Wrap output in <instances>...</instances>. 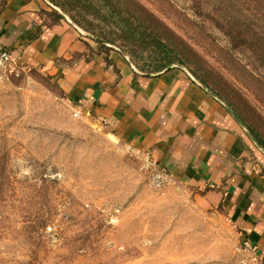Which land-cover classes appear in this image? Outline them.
<instances>
[{
	"label": "rangeland",
	"instance_id": "374dc122",
	"mask_svg": "<svg viewBox=\"0 0 264 264\" xmlns=\"http://www.w3.org/2000/svg\"><path fill=\"white\" fill-rule=\"evenodd\" d=\"M46 1L49 23L110 39L142 73L168 56L116 20L108 3L59 0L65 12ZM135 1L169 30L157 29L183 64L171 65L223 97L264 144V70L188 0ZM150 168L70 115L46 72H0V264H242L243 242L221 211L202 210L168 179L152 183Z\"/></svg>",
	"mask_w": 264,
	"mask_h": 264
},
{
	"label": "crops",
	"instance_id": "0c3cea01",
	"mask_svg": "<svg viewBox=\"0 0 264 264\" xmlns=\"http://www.w3.org/2000/svg\"><path fill=\"white\" fill-rule=\"evenodd\" d=\"M49 11L46 0H0V46L53 77L70 115L159 168L202 210L221 211L264 262V154L228 106L186 70L144 76L70 23H49Z\"/></svg>",
	"mask_w": 264,
	"mask_h": 264
},
{
	"label": "trees",
	"instance_id": "16d2710c",
	"mask_svg": "<svg viewBox=\"0 0 264 264\" xmlns=\"http://www.w3.org/2000/svg\"><path fill=\"white\" fill-rule=\"evenodd\" d=\"M51 5L64 10V3L59 0H48ZM108 3L112 8L113 16L120 23L130 26L132 34L142 35V39L151 40V48H159L167 51L168 56L162 58L164 63H157L149 68L148 73H157L164 67L171 64H180L181 61L174 59V51L158 36V30L169 33V30L161 23L157 22L153 15L145 10L135 0H101ZM190 7L199 17L208 21L218 29L228 40L231 48L236 51L246 53L251 58L257 68L264 70V0H188ZM59 15L56 14V18ZM55 23V22H54ZM96 36V35H95ZM98 37V36H97ZM105 40L103 37H100ZM107 43L115 44L107 38ZM99 51L111 52L110 49L96 44ZM116 45V44H115ZM126 55L129 53L122 46H118ZM127 55V56H128ZM132 65L139 71H143L140 66H136L129 56ZM144 72V71H143ZM207 87V86H206ZM213 94L221 99L234 114L244 124L248 132L264 149V144L259 140L252 129L246 124L240 114L218 93L207 87Z\"/></svg>",
	"mask_w": 264,
	"mask_h": 264
},
{
	"label": "built area",
	"instance_id": "2783aa9c",
	"mask_svg": "<svg viewBox=\"0 0 264 264\" xmlns=\"http://www.w3.org/2000/svg\"><path fill=\"white\" fill-rule=\"evenodd\" d=\"M21 67L17 60L12 56L11 52L7 47L0 46V72L4 73L8 69ZM152 183L160 185L167 181L166 174L161 171L156 166L150 168L149 175ZM240 253L242 255V264H264V262L259 257L257 249L250 243H242L240 248Z\"/></svg>",
	"mask_w": 264,
	"mask_h": 264
},
{
	"label": "water",
	"instance_id": "95a60500",
	"mask_svg": "<svg viewBox=\"0 0 264 264\" xmlns=\"http://www.w3.org/2000/svg\"><path fill=\"white\" fill-rule=\"evenodd\" d=\"M83 35H84L86 38H89V39L95 41L96 43H98V44H100V45H102V46H104V47L110 49L111 51H114V52L120 54V55L123 57V59L127 62V64L129 65V67L132 68V69H135L134 66L132 65V63L130 62V60L128 59V57H127L126 55H124V54L122 53V51H121L119 48L114 47V46H111V45L108 44L107 42H105V41H103V40H101V39H99V38L92 37V36H90V35H88V34H86V33H84ZM173 67H176V68L182 69V70H184V71L186 70V69H184V68L181 67V66H178V65H171V66L166 67L165 69H163L162 71H160V72H158V73H154V74H144V76H147V77H148V76H149V77H151V76H157V75L162 74V73H164V72H166V71H169V70L172 69ZM186 73L188 74V76L190 75L187 71H186ZM190 76H191V75H190ZM207 92H208L210 95L213 96V94H211L209 91H207ZM225 108H226V110L228 111V113L230 114V116L234 119V121H235V122L241 127V129L244 131V133L246 134V136L250 139V141L252 142V144L254 145V147H255L257 150H259L262 154H264L263 149L257 144V142L255 141V139H254V138L252 137V135L248 132V130L246 129V127L244 126V124L240 121V119H239V118L233 113V111H232L231 109H229V108L226 107V106H225Z\"/></svg>",
	"mask_w": 264,
	"mask_h": 264
}]
</instances>
